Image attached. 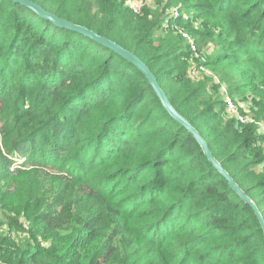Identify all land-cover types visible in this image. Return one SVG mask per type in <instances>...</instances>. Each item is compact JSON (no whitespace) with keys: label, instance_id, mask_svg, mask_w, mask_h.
<instances>
[{"label":"trees","instance_id":"obj_1","mask_svg":"<svg viewBox=\"0 0 264 264\" xmlns=\"http://www.w3.org/2000/svg\"><path fill=\"white\" fill-rule=\"evenodd\" d=\"M32 1L142 59L264 218L262 136L228 116L221 91L242 90L264 120V0L155 1L137 13L125 0ZM172 3L180 14L166 20ZM203 15L196 58L179 37ZM200 65L212 75L191 77ZM0 261L264 264V233L133 64L0 0Z\"/></svg>","mask_w":264,"mask_h":264},{"label":"water","instance_id":"obj_2","mask_svg":"<svg viewBox=\"0 0 264 264\" xmlns=\"http://www.w3.org/2000/svg\"><path fill=\"white\" fill-rule=\"evenodd\" d=\"M14 2H18L32 11H34L38 16L52 22L53 24L63 27L78 33H81L97 43L108 47L131 64H133L148 80L149 84L152 86L155 94L158 96L159 100L161 101L165 111L172 117L178 124L183 126L196 140L199 146L202 149L203 154L208 159V161L214 166V168L227 180L230 187L235 190L239 196L249 204L252 209L254 210L255 215L258 218V221L261 225V228L264 233V218L262 217L258 207L256 204L250 199V197L238 186V184L233 180V178L228 174V172L224 169V167L217 161V159L212 154L208 143L204 140L201 134L196 130L194 126L183 116L181 115L176 108L170 102L166 92L161 88L157 78L152 73V71L148 68L147 64L140 59L136 54L133 52L125 49L120 44L116 43L115 41L99 35L96 31L77 23H74L70 20L65 18L59 17L56 14L47 11L44 9L40 4L32 1V0H12Z\"/></svg>","mask_w":264,"mask_h":264},{"label":"built area","instance_id":"obj_3","mask_svg":"<svg viewBox=\"0 0 264 264\" xmlns=\"http://www.w3.org/2000/svg\"><path fill=\"white\" fill-rule=\"evenodd\" d=\"M125 1L127 5L136 13L140 12L142 7L146 4L148 5L155 1H161L163 3L166 2V0H125ZM179 14H180L179 6L171 5L165 10L166 20L173 19L177 17ZM189 43H190V51H191L192 56L196 58L199 57L200 53L198 52L193 39L190 38ZM202 72L212 75V73L206 67L200 65L198 67L194 66L190 70V76L197 78ZM216 81L220 82L219 79H216ZM221 91L224 94L223 99H224L225 109H226L228 116L234 119L236 123L240 125L249 124V123L254 124L256 126L257 133L262 136L260 144L264 148V120L255 119L253 115L251 114L250 109L248 107L244 105L238 106V104L235 102L232 96L228 93V90L223 83H221ZM239 107H241L243 111Z\"/></svg>","mask_w":264,"mask_h":264},{"label":"rangeland","instance_id":"obj_4","mask_svg":"<svg viewBox=\"0 0 264 264\" xmlns=\"http://www.w3.org/2000/svg\"><path fill=\"white\" fill-rule=\"evenodd\" d=\"M127 5V3H126ZM172 6H179V3H172L171 4ZM134 12V11H133ZM206 21V17L203 15V16H199V17H196L194 19V21L192 22V25L191 27H189L187 30H183L180 34V39L182 40V42H189L190 41V38H192V34L193 33H196V32H199L200 28H202L204 26V23ZM191 29V30H190ZM191 31V32H190ZM186 34V35H185ZM188 34V35H187ZM216 35V33L214 34V36ZM196 38H199V39H204V40H207L208 42H206L207 44L204 46L205 48L207 49H203L206 50V52H210L213 48L214 50L216 51L214 45H213V41L209 40V37L208 35L207 36H204L203 34H198V36H196ZM207 46V47H206ZM210 69V68H209ZM233 96L234 98L236 99V103L238 104V106H242L244 105V101H241V99H243V91L240 90V91H237L236 93H233ZM238 99V100H237ZM18 163H21L24 161L23 158H19L16 160ZM3 221V220H2ZM0 264H3L1 261H0Z\"/></svg>","mask_w":264,"mask_h":264}]
</instances>
